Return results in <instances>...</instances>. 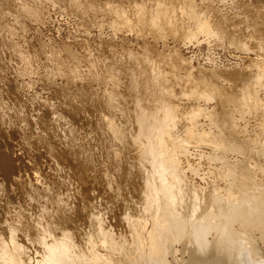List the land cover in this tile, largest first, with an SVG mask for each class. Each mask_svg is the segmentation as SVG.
Here are the masks:
<instances>
[{"label":"rangeland","instance_id":"obj_1","mask_svg":"<svg viewBox=\"0 0 264 264\" xmlns=\"http://www.w3.org/2000/svg\"><path fill=\"white\" fill-rule=\"evenodd\" d=\"M206 21L209 29L203 31L200 27ZM263 72L264 0H0V155L10 163L5 165L0 161L1 256L5 252L14 255L10 231L7 230L9 224L6 223H13L17 212L23 214V221L17 223L27 226L25 231L20 230L16 235V242L24 247L27 264H37L43 256L41 244L36 240L39 239L37 219L45 198H32L36 193L30 190L34 186L30 181L36 174L43 176L47 187L56 192L59 190L57 193L53 191L59 196L63 189L61 197L66 198H63L64 201L73 210L72 221L68 222L67 228L74 232L78 255L87 257L92 240L100 258L109 257L119 263L123 258H134L138 252H131V244L127 245L129 252H108L103 245L108 237L98 234L96 222L92 223L93 217H99L115 240L136 244L128 220L142 219L145 214L142 213L143 191H140L141 188L143 190L141 182L144 175L134 174V170L129 174L132 167L128 164L133 163L132 150L127 152L125 166L119 170L113 157L108 155L111 142L104 122L116 111L112 119L116 118V123L128 127L129 132L134 127V133L136 126H131L134 122L130 121H133L131 117L138 104L149 111L165 99L163 96L176 107L178 125L173 129L175 132L171 129V134L178 137H169V143L170 148L175 147L173 150L178 157L177 163L180 162L178 167L187 183V192L191 189L197 192L200 201L202 194L204 199L216 191L225 195L228 190L223 181L224 165L230 163L254 165V173L259 171L256 173L258 177L256 174L254 177H257L260 186H264V156L258 157L257 154L261 150L258 143L264 142ZM132 74L139 76L140 82H146H141L143 86L139 91L142 93L133 90ZM155 74L157 77H154ZM152 78H158V86L157 82L151 81ZM163 86L166 91L169 89L170 95L165 90L162 94L160 89ZM107 92L109 96L115 94L112 97L115 110L106 105ZM98 93L104 96L99 95V98ZM156 93L162 95L159 97ZM255 99L261 105L255 103ZM50 108L55 109L51 111ZM69 127L73 132L77 130L74 138H71L73 134L69 132ZM66 137L75 141L65 140ZM75 138L80 139L77 141ZM223 141L242 144L243 148L246 146V151L228 152L224 158L228 161L223 159L225 163L210 160L208 157L225 154L223 144L214 143ZM74 142H77V147ZM102 147L104 151L107 149V155H104ZM117 147L114 145L113 148ZM87 148L89 154L94 153L91 154L94 163L90 165L86 159V153L89 155ZM138 167L141 172L149 168L148 164ZM104 173L109 177H105ZM18 176L23 178L21 186L14 181V177ZM106 178H114L118 186L114 179L110 180V186ZM38 205L40 208H37ZM58 235L62 236L61 232ZM259 247L262 250L259 252L260 264H264V242H259ZM176 248L180 250L181 245L177 243ZM167 256L170 264H180L181 260L189 259L188 253L180 251L176 252L180 262L173 260L172 254ZM242 256L246 264H253L246 255Z\"/></svg>","mask_w":264,"mask_h":264},{"label":"bare ground","instance_id":"obj_2","mask_svg":"<svg viewBox=\"0 0 264 264\" xmlns=\"http://www.w3.org/2000/svg\"><path fill=\"white\" fill-rule=\"evenodd\" d=\"M200 29L203 31L208 30L209 29L208 28V22L206 21V24L201 25ZM132 61H133V59H132ZM153 69H154V67H153ZM146 70H147V68H146ZM139 71H141V70H139ZM152 73H154V72L152 71ZM100 74L102 75V73H100ZM136 74H135V76L132 74L133 78H131L132 79L131 80L132 81L131 86H132L134 91L136 90L135 92H137V93L141 92L142 93L143 91H139L140 87L143 86V84H145L146 82L143 81V82H145V83H143L141 81L143 83L141 85V82L138 78L139 76L137 77ZM144 75H145V73H144ZM161 76H163V75H161ZM262 76H264V72H263ZM154 77H157L156 74ZM105 78H106V76H105ZM158 78L157 79L152 78L153 80H151L154 83L157 82L156 83L157 86H158V82H159ZM98 79H100V78H98ZM107 79H106V81H107ZM140 79H142V77ZM155 79L157 81H154ZM161 79H164V77L163 78L161 77ZM146 80H148V79H146ZM108 81H109V79H108ZM99 82H100V80H99ZM103 82H104V80H103ZM160 82H162V81H160ZM102 83H100V84H102ZM152 84H151V86H152ZM105 85H107V83ZM165 86H167V85H165ZM261 88H263V87H261ZM148 89H149V87H148ZM151 89H150V91H151ZM106 90H109V89H107V87H106ZM106 90H102V91L106 92ZM146 90H147V88H146ZM164 90H165V88L163 86L160 89L162 94L165 93ZM168 90L167 91L165 90L166 94L170 95V93H168L169 92ZM145 91H144V93H145ZM160 91H158V92H160ZM100 93H101V90H100ZM103 93L104 92H102V94ZM102 94L98 93V96L99 95H101V97L104 96ZM151 94L153 95L154 93H151ZM162 94L160 93V95H162ZM113 95H115V94L113 93L112 96H109L108 92H107V95L105 93V96H108V98L106 97L107 98V100H106L107 104L106 105L111 109H114V104H115V103H113V98H112ZM155 95H159V94L156 93ZM160 95H159V97H160ZM142 96H143V94H142ZM101 97L99 96V98H101ZM139 97H141V95ZM139 97L137 96L136 98L139 99ZM248 97L250 99V96H248ZM106 98H104V100ZM136 98H134V99H136ZM163 98H165L167 100L166 97L163 96ZM165 99L164 100L162 99L161 101H159L160 102L159 104H157L158 103V101H157L155 103V105L157 104L158 106L155 109H152L149 111H146L147 109L143 108L142 106H140L138 104L135 111H133L134 112L133 116L131 117L133 121H130V122L135 123V124L133 123L134 125L133 124L131 125V126H136L134 133H132V130L134 127L131 128V132H129L128 127H125L124 125L121 126L119 124V122L116 123L114 121L116 118L114 120L112 119V117L115 115L114 112H116V111L113 112V110H112L113 116L110 115L112 117L105 119V122H104V123H106L107 130L109 133L107 135L108 136L110 135L109 142H111V144H110L111 149H108L109 150L108 155H110V157H113L114 161L112 160V158H111V160L116 163L117 167L120 170L123 166H125L124 162H125V160H127V155H126L127 152L132 150L133 151L132 152L133 163L128 164L132 167V168L129 167L131 169V172L129 174H131L135 171L134 174L136 172H138V174L140 173V174L144 175V177L142 178L143 181L140 180V182L142 181L141 186L143 187V190H141L142 189L141 188L140 191H143V196H141V197H143V200H144V201L142 200L143 201L142 203L144 204L143 209H142L143 210L142 213L143 214L145 213V214L142 217V219H138V218L133 219L132 218V219L128 220L131 223V228H132L131 231L133 233V239H134V241H136V244H135V242L127 244L126 243L127 241L126 242H120V241H118L119 239L115 240L112 237L111 233L104 228V226H103L104 224H102L101 219L99 217L95 218V217H93V215L90 217H91V219L93 217L92 223L96 222L95 224H97L96 228H97L98 234L103 235L104 238L108 237V239L105 240L104 244H103L105 248H108V250H107L108 252H112V253L115 251H117L118 253L119 252L120 253L121 252H127V251L129 252L130 248H128L127 245L131 244V250H132L131 252H135V253L138 252L136 254V256L134 258H123L121 263H119L118 261L114 262V260L112 258H109V257L105 258V259L100 258L99 255L96 253V252H98V249H96L95 243L92 240H90V242H89V245L91 247L90 248L91 250H89V251L92 252L91 255L89 256L90 258H87L89 253H90L89 251H88L89 253L87 254V257H84V256L81 257L80 255H78L76 253L78 251L75 249L77 247L76 246L77 244L74 240L75 237L73 238L74 232L72 233L70 231V229L68 230V228H67L68 222H70V220L72 219L71 218V214H72L71 212L73 210L70 208L69 204L67 202H65L66 200L64 201L63 198H65V197H61L63 189L61 190V194L59 196L58 194H56L59 191L58 189H56V190H58L57 192L55 190L50 189L49 187H47L46 184H44V181L42 180L43 176L41 177V175L35 174V175H33L32 181H30V183L32 185H34V186H32V188L30 186V188H31L30 190L32 193H36L34 196L32 195L33 196L32 198H37V200H40L41 197L45 198V201L43 203L41 202V213H40V217L37 219V229H38L37 231H38L39 239L36 241H38L37 243L41 244V250L43 252V256H42L41 260L39 261V263H37V264H170L169 260L167 259V257H168L167 255H169V254L173 255V260L180 262V259H178L176 256V252H178V251L183 252V253L184 252L188 253V256H189V259L188 260L186 259L187 261L184 260V262H183V260H181L182 262L180 264H183V263L184 264H246L242 260L243 259L242 255H246V257H248V259L251 261V263L260 264L262 259H261V256H259V252H261L262 250L260 251L259 242H264V186L263 185L260 186L257 183L258 179H256V178L258 177L257 174L259 173V171L256 172L257 174L254 173V170L256 171V169L254 168V165L249 166V164H247V162H244V163H246L248 166L245 165L243 162H241V163H243L244 165L239 164V163L238 164L237 163L232 164L229 162L230 164L224 165L225 167H224L223 181H225L226 189L228 190V192L225 195H221L218 191H216V192L206 196V198L204 199V194H202V196H203V198H202L203 202H202V201L197 199V197H198L197 192L192 191V189H191V191L194 193H192L190 190H189L190 192H187L186 188L188 186L186 185L187 183H185V178L182 176V174L179 171V167H178L179 164L178 163H180V162L177 163L178 157H177V155H175V151H174L175 147L173 148L174 149L173 150L172 148H170L171 143H169L170 142L169 137H170V139L173 136L175 138L178 137L176 134H173V133L171 134V129L173 131L174 127H176L178 125L177 124L178 118H177V114H176V107L171 105V101H169V103H168ZM136 101L138 103V100H136ZM151 101H152V99H151ZM153 101H154V99H153ZM258 101H260L259 98H258ZM101 102H102V100H101ZM255 103H257L258 105H261L260 102L259 103L256 102V99H255ZM12 105H14V104H12ZM149 105L150 104H148V106ZM258 105H254V107H257ZM102 106H103V104H102ZM2 107H4V106H2ZM7 108H9V107H7ZM4 109H6V108H4ZM54 109L51 110V108H50L51 111H54ZM105 109L106 108H104V110ZM111 109H108V111ZM104 110H102V111H104ZM130 110H132V108ZM6 111H8V109ZM51 111H50V113H51ZM108 111H106V112H108ZM0 112H2V108H1ZM3 113H6V112L3 111ZM20 114H22V113H20ZM56 114H57V111H56ZM56 114H55V116L53 115L55 118H56ZM100 114H99V117H100ZM103 114H101V115H103ZM60 115H62V114H59V116ZM106 115H104V116H106ZM122 115H124V114L122 113ZM97 116H95V117L97 118ZM110 116H108V117H110ZM124 116H126V114ZM8 117L9 116H7V118ZM18 117H19V115H18ZM22 117H24V116H22ZM25 117H27V116H25ZM5 119H6V117H5ZM9 120H11V119H9ZM26 120L28 121L27 118H26ZM117 120H120V119H118V117H117ZM126 120H128V119H126ZM65 121L63 123H65ZM121 121H120V123H121ZM127 122H129V121H127ZM127 122H125V124ZM33 123H35V122H33ZM93 123H92V125H93ZM95 123H96V121H95ZM54 124H55V122H54ZM67 124H69V123H67ZM121 124H123V122ZM56 125H58V123ZM52 126H53V124H52ZM63 126H64V124H63ZM71 127H73V126H71ZM60 128H61V126H60ZM54 129H55V127H54ZM69 129H70V127L68 128V130ZM103 129L104 128H102L101 131H103ZM72 130L73 129H70L69 132H71L73 134V135H71L72 136L71 138H74V132L77 130L75 129L74 132ZM56 131H57V129H56ZM62 132H64V130H62ZM173 132H175V131H173ZM38 133H39V131H38ZM101 133H103V132H101ZM59 134H61V132ZM105 134H106V132H105ZM40 135H42V134L40 133ZM65 135H67V134H65ZM22 136H23V134H22ZM58 136L56 138H58ZM90 136H92V135H90ZM104 137H105V135H104ZM104 137H103V139H104ZM56 138H55V140L57 141ZM69 138H70V136H69ZM79 139H76V140L79 141ZM98 139H100V138H98ZM106 139H107V136H106ZM65 140H71V139H67V137H66ZM73 140L74 139H72L71 141H73ZM86 140H89V138ZM34 142L36 143L37 141H34ZM60 142H61V140H60ZM81 142H79V143H81ZM28 143H29V141H28ZM58 143H59V141H58ZM65 143L67 144V142H65ZM76 143H75V145H76ZM79 143H78V145H79ZM214 143H215V145H222L223 144L224 147H222V149L223 148L225 149V150L223 149V151H225V154L224 153H222V155L216 154V156L213 155L212 157L207 156L209 159L211 158L210 160H221L222 162L224 160L228 161V160L224 159V158H226V156H228V155H226V154H228V152L230 153L232 151L234 153H242L243 149L246 151V146H244V148H243L242 144H232V143H230V142L228 143L226 141H223V143H220V144L218 142H214ZM83 144H85V143H83ZM37 145H38V142H37ZM68 145H69V143H68ZM72 145H73V143H72ZM75 145L71 146V147L73 148V147H75ZM114 145H117L118 147L113 148ZM258 145H261V150L259 152H257L258 157H263L264 156V142L263 141H262V143L259 142ZM103 146H105V145L103 144ZM23 147H25V146H23ZM50 147H51V145H50ZM76 147H77V145H76ZM79 147L81 148V146H79ZM172 147H173V145H172ZM83 148H84V146H83ZM88 149L89 148H87V151H88ZM99 149H100V147H99ZM99 149H98V151H99ZM24 150H25V148H24ZM244 150H243V152H244ZM254 150H256V149H254ZM72 151H73V149H72ZM89 151H88V154H89ZM103 151H104V148H103ZM177 151H180V150H177ZM177 151H176V154H177ZM253 151H252V153H253ZM106 153L107 152H105L104 155ZM187 153H189V152H187ZM259 153H260V155H259ZM91 154L87 155V153H86V156H87L86 159L88 161V164L94 163L92 161V157H94V156H92ZM184 154H186V153H184ZM73 155H72V157H75ZM210 155H212V153ZM101 156H102V154H101ZM176 158H177V161H176ZM76 159H75V161H76ZM107 159L110 160L109 157ZM32 160H33V158H32ZM0 161L1 162L3 161V163L5 165H10L9 162L3 160L1 155H0ZM102 161H103V159H102ZM223 163H225V162H223ZM145 164H148V166H149V168L146 169V171L144 170L146 172V174H144L145 173L144 171H143L144 173L141 172L142 169L140 167H138L140 169L139 171L137 168L138 165L143 166ZM107 165H108L107 167L111 168V165H109V164H107ZM50 166H52V165H50ZM107 167H106V169H107ZM118 168H116V169H118ZM133 168H135V169H133ZM260 168H261V166H260ZM260 168L258 167V170ZM62 169H65V168H62ZM106 169H105V171H106ZM132 170H134V171H132ZM38 173H39V171L37 172V174ZM105 173H104V176L107 177L108 174L106 175ZM120 173H121V171H120ZM118 174H119V172H118ZM254 175L257 177L255 178ZM108 177H109V175H108ZM261 178H263V177H261ZM22 179L23 178L21 176L14 177L15 183L19 184L20 186H21V184L24 183ZM60 180H64V178L60 179ZM106 180H107V178H106ZM261 180L262 179H260L259 181H261ZM116 181L117 180H115V185H116ZM68 183H70V182H68ZM262 183H264V181ZM62 184H63V181H62ZM110 184H111V181H110L109 185ZM112 184L114 186V182ZM24 186H25V184H24ZM116 186H118V185H116ZM64 187H66V186H64ZM12 188H13V185H12ZM27 188H28V186H27ZM66 188H68V187H66ZM14 189H15V187H14ZM11 190H13V189H11ZM53 191H55L56 193H54ZM51 192H53V193H51ZM22 193H24L23 190H22ZM22 193H20V194H22ZM63 196H65V193L63 194ZM26 197H29V196H26ZM67 200H69V199H67ZM35 205H37V204H35ZM38 207H39V205L37 206V208ZM28 210H29V208H28ZM25 211H26V209H25ZM142 213H141V215H143ZM127 216H128V214H127ZM27 217H30V216H27ZM95 219H96V221H95ZM19 220L23 221V214H21L20 212H17L16 215H14V217H13V223H11L10 219H9L10 222L6 223V224H9L7 230L9 229V231H10L9 236H11V237H9V236L8 237L11 238V241H12L11 247H12V250L14 251V255H11L12 253L9 255L8 253L3 252L4 254H3V256H1L2 253L0 252L1 258L3 257L1 259V262H0L1 264H3V263L4 264H27V263H29V262H26V259H25L26 253L24 252V247H22L21 244H19V242L18 243L16 242V240H17L16 235H17L18 231H20V230L25 231V229H26L25 227H27V226L24 227L23 225L18 224L17 222H20ZM126 220H127V217H126ZM35 224H36V222H35ZM28 229H30V228H28ZM94 230H95V228H94ZM60 232H61L62 236L58 235L59 237H57V233L60 234ZM257 232H258V236H256ZM27 234H29V232H27ZM91 238L92 237H90V239ZM3 239H1V240L3 241ZM94 239H95V237H94ZM177 243H179L181 245L180 250L178 248H176ZM8 248H10V247H8ZM76 254L78 256H76ZM82 255H84V254H82ZM107 256H108V254H107ZM76 257H78V258H76ZM2 261H3V263H2Z\"/></svg>","mask_w":264,"mask_h":264}]
</instances>
